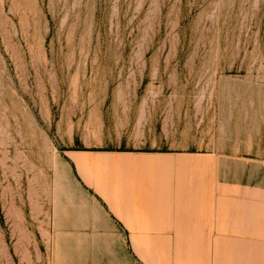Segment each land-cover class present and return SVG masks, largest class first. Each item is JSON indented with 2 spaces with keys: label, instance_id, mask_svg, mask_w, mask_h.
Returning <instances> with one entry per match:
<instances>
[{
  "label": "rangeland",
  "instance_id": "374dc122",
  "mask_svg": "<svg viewBox=\"0 0 264 264\" xmlns=\"http://www.w3.org/2000/svg\"><path fill=\"white\" fill-rule=\"evenodd\" d=\"M0 264H264V0H0Z\"/></svg>",
  "mask_w": 264,
  "mask_h": 264
},
{
  "label": "bare ground",
  "instance_id": "6f19581e",
  "mask_svg": "<svg viewBox=\"0 0 264 264\" xmlns=\"http://www.w3.org/2000/svg\"><path fill=\"white\" fill-rule=\"evenodd\" d=\"M116 161V160H115ZM114 161V162H115ZM117 162V161H116ZM115 162V163H116ZM116 166V165H115ZM89 168H90V170H92V171H94L95 169H93L92 167H90L89 166ZM88 168V169H89ZM89 171V170H88ZM96 171V170H95ZM90 172V171H89ZM90 174H92L91 175V177H92V180L94 181V186H95V189H96V191L97 192H99L101 195H102V197L104 198V199H106L107 201H108V203L110 204V206H111V208L113 209H115V210H117V212H118V214L121 216V217H123V219L124 220H126V222L127 221H131L132 220V222H133V219H135V220H137V219H141V218H143V216H145V215H141L140 216V214L141 213H135V212H131L129 209H127V208H123V202L121 201V200H119V199H116L115 200V197H114V200H110L109 199V195H110V192H109V189H108V187H110L109 186V183L106 181V180H103L102 179V177H100V176H98V175H96L95 174V172H93V173H91L90 172ZM114 179H115V177H114ZM114 186V188H115V185H113ZM133 192H134V190H133ZM113 193H115V190H114V192ZM90 195V197L89 196H86L87 197V199H88V201H90V202H92L93 203V205H94V208L96 209V212H97V215H98V217L103 221V222H105L106 223V225H107V231H106V236L107 237H109L110 239H117V238H120V230H119V228L113 223V221L111 220V218H110V216H109V214H108V212L105 210V208L103 207L104 205H102L101 204V202L97 199V198H95L94 196H92V194H89ZM173 195V194H172ZM172 195H171V197H172ZM113 196H115V195H113ZM132 198H133V196H132ZM133 200V199H132ZM140 202V201H139ZM138 202V203H139ZM171 202H172V198H171ZM133 204V203H132ZM140 205V204H139ZM173 207V206H172ZM172 207H171V209H172ZM113 209V210H114ZM134 209V208H133ZM114 218V217H113ZM144 218H146V217H144ZM172 220V219H171ZM143 221V220H142ZM116 223V222H115ZM130 224V222L129 223H127V225H129ZM133 225V224H132ZM144 225V224H143ZM145 232V231H144ZM143 232V233H144ZM147 233V232H146ZM149 233V232H148ZM162 233V232H161ZM150 234V233H149ZM158 234V233H157ZM160 234V233H159ZM162 235V234H161ZM134 241V240H133ZM136 241V240H135ZM136 243V242H135ZM139 243V242H138ZM136 246H138V245H136ZM136 249H137V247H136ZM211 250V249H210ZM208 255V254H207Z\"/></svg>",
  "mask_w": 264,
  "mask_h": 264
},
{
  "label": "crops",
  "instance_id": "0c3cea01",
  "mask_svg": "<svg viewBox=\"0 0 264 264\" xmlns=\"http://www.w3.org/2000/svg\"><path fill=\"white\" fill-rule=\"evenodd\" d=\"M136 222V221H135ZM138 223L137 224H140L141 222L140 221H137ZM140 222V223H139ZM114 223V222H113ZM115 224V223H114ZM142 224H144V225H142V226H144V227H148V228H152V229H155L156 228V230H146L144 233H145V236L146 237H152V235H155V237H157V238H161V237H166L167 236V233H166V226L165 225H158L157 223H155L154 225H152L153 224V222L152 221H145L144 223H142ZM118 228H119V226L117 225V224H115ZM138 227L140 226V225H137ZM162 228V229H161ZM119 230H120V228H119ZM147 232V233H146ZM150 234H149V233ZM162 232V233H161ZM158 233V234H157ZM160 233V234H159ZM162 234V235H161ZM109 238V237H108Z\"/></svg>",
  "mask_w": 264,
  "mask_h": 264
}]
</instances>
